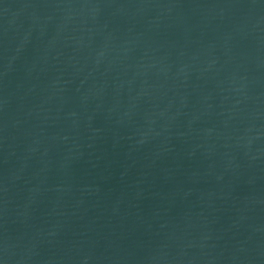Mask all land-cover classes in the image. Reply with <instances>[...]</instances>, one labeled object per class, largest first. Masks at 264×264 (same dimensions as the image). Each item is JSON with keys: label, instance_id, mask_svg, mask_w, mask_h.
<instances>
[{"label": "water", "instance_id": "obj_1", "mask_svg": "<svg viewBox=\"0 0 264 264\" xmlns=\"http://www.w3.org/2000/svg\"><path fill=\"white\" fill-rule=\"evenodd\" d=\"M0 264H264V0H0Z\"/></svg>", "mask_w": 264, "mask_h": 264}]
</instances>
